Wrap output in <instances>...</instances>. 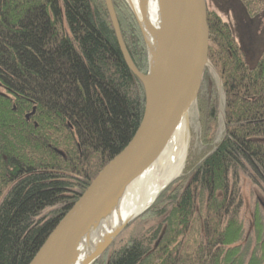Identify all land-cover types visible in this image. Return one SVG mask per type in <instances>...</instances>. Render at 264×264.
Wrapping results in <instances>:
<instances>
[{
	"label": "trees",
	"instance_id": "1",
	"mask_svg": "<svg viewBox=\"0 0 264 264\" xmlns=\"http://www.w3.org/2000/svg\"><path fill=\"white\" fill-rule=\"evenodd\" d=\"M119 2L112 0L116 16ZM117 20L135 68L142 72L144 63L145 74L143 39ZM208 23V64L221 81L223 132L210 144L220 106L217 91L209 90L208 65L194 104L205 148L196 158L191 144L180 175L190 172L188 179L169 210L158 212L156 230L114 248L106 264H264L262 239L260 253L248 259L238 246L241 177L250 173L264 193V144L258 142L264 138V83L232 53L224 24L210 14ZM111 26L104 0H0V264L31 261L141 122L144 90ZM252 221L259 231V212Z\"/></svg>",
	"mask_w": 264,
	"mask_h": 264
},
{
	"label": "water",
	"instance_id": "2",
	"mask_svg": "<svg viewBox=\"0 0 264 264\" xmlns=\"http://www.w3.org/2000/svg\"><path fill=\"white\" fill-rule=\"evenodd\" d=\"M160 2L165 10V24L152 60L141 29L148 60L147 72L142 74L125 48L112 0H104L122 58L127 69L142 84L143 116L130 141L59 219L28 264H72L80 239L118 199L122 190L161 156L176 129L182 125L187 128L186 160L190 139L189 115L208 66L207 6L205 0ZM128 223L86 264H93Z\"/></svg>",
	"mask_w": 264,
	"mask_h": 264
},
{
	"label": "bare ground",
	"instance_id": "3",
	"mask_svg": "<svg viewBox=\"0 0 264 264\" xmlns=\"http://www.w3.org/2000/svg\"><path fill=\"white\" fill-rule=\"evenodd\" d=\"M128 3L143 31L152 60L165 24L163 3L160 0H128ZM186 138L187 128L182 125L161 156L122 190L118 199L80 239L72 264H86L91 260L126 223L147 210L162 190L179 177L185 163Z\"/></svg>",
	"mask_w": 264,
	"mask_h": 264
},
{
	"label": "rangeland",
	"instance_id": "4",
	"mask_svg": "<svg viewBox=\"0 0 264 264\" xmlns=\"http://www.w3.org/2000/svg\"><path fill=\"white\" fill-rule=\"evenodd\" d=\"M117 4V3H116ZM117 14L116 16L121 24L123 25L122 27L124 28L125 31H133L135 29L138 30L140 37L143 39L144 42V47L146 46L144 38L142 36V31L139 25V22L136 18V15L132 8L130 7L128 0H121L119 4H117ZM146 50V47H145ZM147 54V50H146ZM145 62V61H144ZM148 63V60H147ZM207 68V73L206 77H208L209 80V90L214 89L217 91V99L219 106H220V112H218V127L216 128L215 132L210 133L208 139H213V141L210 143H215L218 141L220 138L223 130H222V103H223V94H222V89H221V81L219 78L218 73L212 68L210 64H208ZM148 67V66H147ZM144 63L141 65V73L144 71ZM146 74V73H145ZM210 75V76H209ZM200 113L198 112L197 106L194 105L190 111L189 115V150L191 148L192 144V149L194 151V156L197 158L199 156L200 148L204 149L205 147L203 146L204 142L201 140V132H200V125H199V118H200ZM203 142V144H202ZM212 148V147H211ZM187 153V157H188ZM186 157V160H187ZM186 160L184 163L183 170L186 166ZM195 161V160H194ZM198 162V161H197ZM195 162L191 163L190 165H194ZM190 166V167H191ZM188 167V168H190ZM182 170V171H183ZM189 170V169H188ZM187 170V171H188ZM190 172H185L184 177L178 180V178L173 181L164 191H162L158 197L155 199V201L151 204V206L144 211L142 214L134 218L132 221H130L125 228L115 237V239L112 241V243L109 245V247L106 249V251L93 263V264H106L109 255L111 254V251L114 248H118L125 244L130 238L142 235L144 231L153 229L151 232H154L157 228L158 225L161 224V220H159L158 212L167 207V210H169L170 206V200L175 194L179 193L182 191L185 181H187L188 176ZM180 175H183L182 172ZM242 175V174H241ZM252 175L250 173L245 174L241 177V197H242V202L243 206L240 211V221L242 223V228H243V237L241 242H239V245L241 247V252L242 256L245 259H248L249 256L252 253H260V245L257 242V238L259 237L262 239V243L264 244V193L260 189V185H257L254 183V181L251 179ZM196 210H195V215L199 216L200 215V210H199V204L196 202ZM259 212L261 216V223H260V230H257L256 225L254 226L253 216L255 212ZM197 218V217H196ZM199 222L195 223L197 227H195V231L198 233L199 229ZM197 234L192 238L193 240H190L189 244H193L192 241L198 240ZM264 263V262H263Z\"/></svg>",
	"mask_w": 264,
	"mask_h": 264
},
{
	"label": "flooded vegetation",
	"instance_id": "5",
	"mask_svg": "<svg viewBox=\"0 0 264 264\" xmlns=\"http://www.w3.org/2000/svg\"><path fill=\"white\" fill-rule=\"evenodd\" d=\"M207 15L224 24L233 40L232 53L247 72L264 83V0H205ZM210 45V44H209ZM264 144V138L258 140Z\"/></svg>",
	"mask_w": 264,
	"mask_h": 264
}]
</instances>
